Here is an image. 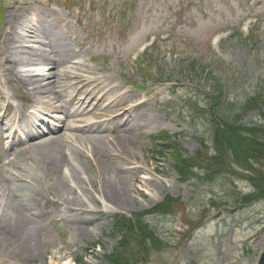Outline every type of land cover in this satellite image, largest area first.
Masks as SVG:
<instances>
[{
    "label": "rangeland",
    "instance_id": "1",
    "mask_svg": "<svg viewBox=\"0 0 264 264\" xmlns=\"http://www.w3.org/2000/svg\"><path fill=\"white\" fill-rule=\"evenodd\" d=\"M247 7L252 8L254 13L262 16L264 15V0H254L249 3ZM242 9L241 4L238 3L237 0H233L232 5L228 3H218L216 7H214V17L215 20H211L207 24H201L195 31L190 33L189 43L186 45L176 44L174 45L179 48V50H183L185 53L182 55V60H180V56H175L173 54L169 55L168 52L173 48L172 45H166L164 48L163 56L164 60L161 61L163 65L170 67L171 69H178L182 65H188L189 59L191 55L196 56L198 60L206 61V64H209L208 67V75L212 74L216 76L219 81H221L224 92L231 96L232 98L242 102L246 97H249L256 93L264 94V43L260 46V51L258 54L254 51L252 46L243 41L242 36L235 35L232 38H228V35L224 36L219 43L215 46L216 52L212 51L210 46H208V40L211 38L212 34L222 30H232V32L237 33L236 27L240 22V18L242 17ZM246 14V13H245ZM163 20V19H162ZM162 20L160 22H162ZM156 25H159L158 23ZM261 28V27H260ZM147 28L145 24L138 31V34L142 32L143 36L148 32L145 31ZM246 30V29H245ZM151 31V30H149ZM263 31L264 38V25L261 28ZM231 33V32H230ZM247 33V31H246ZM215 57V60L212 62L207 59V57ZM220 63L223 65L221 66ZM225 66V67H224ZM213 86V85H212ZM202 92L205 93H213L215 91L213 87L211 88V84L205 85V87L201 88ZM171 98V97H170ZM228 97H225L227 101ZM164 104L170 102V99L167 97L163 98ZM172 103L175 102L174 99L171 100ZM204 105L200 101V106ZM173 111L178 113L177 116H168L166 112L159 111L157 105L153 102L149 111L152 113L151 120L148 118V114L144 113L142 117L143 123H152V125L145 127V132L155 133L158 132L160 127L162 129H167L171 134L180 133L183 134L181 138L183 142V147L185 150V154L191 155L193 154L200 146L198 141V135L201 132L202 134H207L208 126L204 122H197L199 124L195 125V121L190 119L189 117L184 118V116L189 115V112H183V109ZM160 118H158V116ZM259 117L258 113H253L250 117L247 118V122H253L257 120ZM174 121L175 129L168 126V123ZM139 130L133 128L132 130L126 132L121 135L116 140V146L118 148L119 153L128 154L127 157L130 160L138 162H146L150 165V167L156 168L158 172L154 175L152 173L145 172L146 175L150 176L151 180L148 181V186L142 187V183L145 182L143 178V174H137L136 169L129 170L130 176L136 174L138 179L141 182H136L131 190L126 191L128 193V208L125 211H145L150 207H153L155 204L159 203L163 198V195L170 194L173 196H178L184 192V200H188V196H191L192 189L186 188L185 184L181 183L177 174L174 173L173 170V158L170 157H161L154 156L155 148L148 141L146 137H144ZM154 149V150H153ZM130 166H132L130 164ZM127 168V167H125ZM110 177V176H109ZM160 178V179H159ZM160 180V181H159ZM108 182H111V178H109ZM160 183L162 184L160 186ZM142 187V189H140ZM207 189V188H205ZM142 190V191H141ZM145 190V191H143ZM198 194H200L198 192ZM197 206V205H195ZM133 213V212H131ZM264 203H259L256 206H253L249 212L243 215V218L240 220H235L234 218L228 221V226L224 233L219 234L217 236L219 238V242H215L210 247H208L206 254L208 255L206 264H258L264 249V218H261L264 214ZM251 221L255 222L257 219L258 223H260V227L263 228L260 233H258L253 241H252V251L250 258H244L241 254V247L243 244V240L245 239V231L241 227H237L240 225L243 220L247 219L251 216ZM220 221H223L220 219ZM154 224H158L157 221H154ZM224 224V222L222 223ZM51 225L47 222L46 229ZM215 227V225H214ZM213 227V229H214ZM232 227H237L232 229ZM111 229V222L103 228V233L106 235ZM65 230H72L73 232L76 230L75 226L66 225ZM100 233V232H98ZM211 233L210 229L203 231L202 233H198L196 239L193 244L197 241H202ZM215 233V232H214ZM53 231L51 228L48 229V236L44 234V246H46V251L50 245V240L52 239ZM76 237L74 233L70 234V237ZM88 242L95 241L93 236H89L87 238ZM104 242L107 245V249L112 248L113 243L108 239H104ZM183 242V241H182ZM199 250H203L207 247L203 242H197ZM179 245V246H178ZM176 247H179V257L187 259L189 262L193 263L194 259L191 258L193 254H189V249L185 247V244L179 242L176 244ZM182 252V253H181ZM178 253V252H177ZM182 254V255H181ZM99 264H103L102 254H99ZM46 260V256L44 257ZM191 259V260H190ZM210 259H214L215 263H211ZM96 261V258L92 259ZM40 264H43L41 261ZM205 264V263H204Z\"/></svg>",
    "mask_w": 264,
    "mask_h": 264
},
{
    "label": "trees",
    "instance_id": "2",
    "mask_svg": "<svg viewBox=\"0 0 264 264\" xmlns=\"http://www.w3.org/2000/svg\"><path fill=\"white\" fill-rule=\"evenodd\" d=\"M260 110L264 114V97L254 96L250 101L242 103L241 108L232 117L224 118V127L217 132V147L219 150L218 159L222 162H229L235 159L239 163H244L247 160L250 163L255 162L259 168H253L255 173V184L264 190V125L254 124L251 128L243 125H238L240 118L247 115L250 111ZM220 161H216L219 164ZM264 193V192H263ZM130 242L126 245L125 251L129 254V259L134 261L136 255L130 249ZM143 247V244L141 243ZM133 254V255H132ZM127 257L122 254V258ZM128 259H125L127 261ZM122 259L117 264H124Z\"/></svg>",
    "mask_w": 264,
    "mask_h": 264
},
{
    "label": "bare ground",
    "instance_id": "3",
    "mask_svg": "<svg viewBox=\"0 0 264 264\" xmlns=\"http://www.w3.org/2000/svg\"><path fill=\"white\" fill-rule=\"evenodd\" d=\"M137 180L135 179L126 180L125 178H120L119 180L109 182L106 184V187L102 189L100 192V196L107 201L111 202L112 207H121L125 208L128 204V193L131 190V185L133 182ZM147 183V182H146ZM148 184V183H147ZM128 191V193H126ZM8 228L11 231V236L8 238V242L11 246L15 247V251H20L23 253H29V257H32L30 254L36 251L32 249L30 251V247L33 245L31 243V235L28 232L27 227L23 223H14L10 221L7 224ZM23 253H16L19 256H24ZM53 264H56L53 262ZM71 264V263H64Z\"/></svg>",
    "mask_w": 264,
    "mask_h": 264
}]
</instances>
